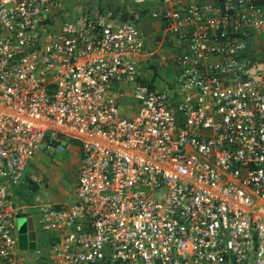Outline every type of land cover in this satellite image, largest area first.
<instances>
[{
    "label": "built area",
    "instance_id": "built-area-1",
    "mask_svg": "<svg viewBox=\"0 0 264 264\" xmlns=\"http://www.w3.org/2000/svg\"><path fill=\"white\" fill-rule=\"evenodd\" d=\"M156 1L181 46L157 85L113 7L53 30L62 0H0V264H17L8 183L72 139L74 199L38 206L57 237L32 264H264V0Z\"/></svg>",
    "mask_w": 264,
    "mask_h": 264
},
{
    "label": "crops",
    "instance_id": "crops-1",
    "mask_svg": "<svg viewBox=\"0 0 264 264\" xmlns=\"http://www.w3.org/2000/svg\"><path fill=\"white\" fill-rule=\"evenodd\" d=\"M235 2L236 0H231V3L234 4ZM157 5L158 3L156 0H146L142 2H136L134 0H62L61 9L52 16L53 19L50 20V24H55V22H57L58 26L63 19H71L81 12H96L107 6L113 7L119 18L131 19L135 25L143 31L145 35L144 46L136 55L138 69L144 79L151 84L157 85L160 84L167 75L172 73L174 67L171 61V55L181 48L175 36L167 31L162 20L149 14V11ZM60 15L62 16L61 18H59ZM57 18H59V20ZM263 40L264 27L248 37V56L254 54V50L259 48ZM162 57L167 58V63L163 65V68L159 67L160 69H156L155 63H157V61L159 63ZM143 68L144 70H142ZM157 70L161 71L158 81L155 80V76L158 74ZM144 71L148 73L145 76L143 75ZM114 85L129 87V85L124 82H115ZM131 102L135 103L132 97L127 95L125 104H121V107H129ZM51 152L53 151L35 152L25 164L23 177L15 183H8L9 196L12 203L18 208L16 223L22 221L25 225L26 233V244L23 247H19L17 243L18 229L15 230L16 244L14 247V256L17 264H32L35 261L33 258L35 256V249L41 246L44 248L49 241L57 237L56 231L48 229L43 223L38 221L39 205L62 204V202L49 199L51 197L46 185ZM59 152H64L65 158L71 165L70 171L73 179L71 180V186H67V190L71 194L70 201H72L74 199V189L79 165L78 143L72 139L69 148ZM31 175L39 179L36 180ZM33 192H35L34 195L36 197H40L44 201H28V198L32 196ZM30 249L32 250L30 251Z\"/></svg>",
    "mask_w": 264,
    "mask_h": 264
},
{
    "label": "rangeland",
    "instance_id": "rangeland-1",
    "mask_svg": "<svg viewBox=\"0 0 264 264\" xmlns=\"http://www.w3.org/2000/svg\"><path fill=\"white\" fill-rule=\"evenodd\" d=\"M86 1H90V0H86ZM61 17L62 16L60 15L59 18ZM59 18L57 19L59 20ZM56 26H57V22H55V24L54 23L50 24V28H52L53 30L56 28ZM155 65H156V69H160L158 61L157 63H155ZM142 70H144V68ZM143 73H144L143 74L144 76L148 74L146 71H144ZM157 73L158 74L154 76H155V80L158 81V78L161 75V71L157 70ZM134 109H135V103L133 102L130 103L129 107H120V111L126 115H130ZM49 159H50L49 160L50 166L48 170L49 173H47V178H46V185L49 190L50 197H51L49 199L54 200V201H59L62 203H68L71 200V194L68 192L67 186H71V183H72L71 180L73 179L71 175V171H70L71 165L69 161H67V159L65 158L64 152L53 151L51 152ZM73 166H74V163H73ZM34 193L35 192H33L32 196L28 198V201H32V202L44 201L40 197H36ZM16 218H18V215ZM34 219H35V216H34ZM22 223H23L22 221H19L18 223H16L15 230H17ZM40 248H42V246ZM31 250L32 249H30V251Z\"/></svg>",
    "mask_w": 264,
    "mask_h": 264
},
{
    "label": "water",
    "instance_id": "water-1",
    "mask_svg": "<svg viewBox=\"0 0 264 264\" xmlns=\"http://www.w3.org/2000/svg\"><path fill=\"white\" fill-rule=\"evenodd\" d=\"M17 243L19 247H23L26 244V233L24 223H22L18 228Z\"/></svg>",
    "mask_w": 264,
    "mask_h": 264
}]
</instances>
